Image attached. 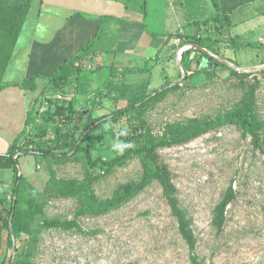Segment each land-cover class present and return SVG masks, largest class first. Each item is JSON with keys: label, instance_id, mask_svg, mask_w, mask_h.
Masks as SVG:
<instances>
[{"label": "rangeland", "instance_id": "374dc122", "mask_svg": "<svg viewBox=\"0 0 264 264\" xmlns=\"http://www.w3.org/2000/svg\"><path fill=\"white\" fill-rule=\"evenodd\" d=\"M211 23L201 25L198 36L175 33L167 38L172 65L167 64L171 78L166 83H177L176 88L153 100L142 113L132 111L94 131L81 143L80 151L71 146L84 131L78 115L74 123L58 130L41 118L27 126L20 143L38 149L36 142L41 141V153L18 158L23 180L16 195V212L21 220L18 227L5 232L7 262L18 256L15 246L21 249L33 237L32 255L24 264H195V260L199 264H264V142L257 146L249 129L239 121L225 120L253 81L252 76L241 78L234 71L256 75L252 100L257 117L264 120V73L259 72L264 68V53L256 45L254 50L234 48L225 23L221 34L224 46L217 47L213 42L217 24ZM195 43L212 55L213 67L200 68L201 53ZM189 49L192 51L187 54ZM221 62L229 63L232 69L216 64ZM187 67L200 72L185 78ZM92 74L96 76L85 71L78 83ZM102 108L96 115L109 113L113 107ZM90 109L83 106L80 111ZM195 118L220 122L198 136L157 150L158 161L168 166L180 204L192 221L195 245L191 248L178 231L158 181L144 177L145 155L131 153L112 166L91 167L84 149L89 147L93 158L112 159L123 151L122 137L139 148L140 133L161 135L167 123ZM48 151L68 155L44 154ZM57 182L74 184L81 190L61 196ZM229 191L234 198L218 232L212 223L214 210ZM41 193L44 198H39ZM6 198L7 202L15 198L12 187ZM37 199H41L40 212L35 211ZM88 202L91 207L86 209ZM66 217L75 218L81 231L44 226L45 220Z\"/></svg>", "mask_w": 264, "mask_h": 264}, {"label": "crops", "instance_id": "0c3cea01", "mask_svg": "<svg viewBox=\"0 0 264 264\" xmlns=\"http://www.w3.org/2000/svg\"><path fill=\"white\" fill-rule=\"evenodd\" d=\"M134 2L31 0L2 77L6 85L0 90V153L9 152L27 128V115L37 109L48 80L37 76L35 89L21 85L29 84L32 75L51 74L61 61L87 45L100 57L106 54L103 67L92 72L96 76L73 84L62 98L72 100L75 111L91 107L92 117L105 114L96 115L97 109L127 106L161 89L165 76L170 77L167 64L172 65L167 38L175 33L198 36L199 22L216 17L217 22L212 21L220 27L214 32L217 47L224 46L225 23L234 48L254 50L256 45L264 53V0L239 5L230 13L217 10L211 0ZM13 178V169H0V198L7 197Z\"/></svg>", "mask_w": 264, "mask_h": 264}, {"label": "trees", "instance_id": "16d2710c", "mask_svg": "<svg viewBox=\"0 0 264 264\" xmlns=\"http://www.w3.org/2000/svg\"><path fill=\"white\" fill-rule=\"evenodd\" d=\"M211 1L217 10L223 13H230L239 5H244L246 3L254 2L257 0ZM30 2L31 0H0V90L6 85L2 82L3 73L12 55L23 22L29 10ZM212 20L217 22V19L215 17L206 21L199 22L198 24L207 25ZM219 29L220 27L217 26L214 28L217 33L219 32ZM207 39L208 37L201 40ZM214 42L217 41L214 40ZM194 45L197 46L196 51L198 53H201L198 59V62L201 65L200 68L204 69L206 67H213V63L210 62L212 55L207 53V51H204L205 48L202 45H199L198 43H195ZM191 51L192 50L189 49L186 51V53L190 54ZM184 57L185 52L183 53L182 59H184ZM204 60L205 62L203 63ZM216 64L218 66L221 65L228 69H232L230 64L227 62ZM101 67H103V64L100 59V53L92 50L87 45L81 48L71 57H68L61 61L51 74L32 75L30 77L29 84H23L21 85V87L35 89V79L37 78V76L46 78L48 80V84L45 92L39 100L37 109L28 113L26 125L28 126L32 121L41 118L46 123L52 122L58 130L62 125L74 123V116L78 115V120L83 122L82 124L84 131L80 133L75 142L71 143V146L75 147L76 151H80L82 149L81 143L94 131L100 129L107 123L116 122L119 117L127 116L132 111L136 113H142L143 110L153 100L163 97V95L167 94L169 91H172L178 86L177 83L173 86H170V83H165L161 87V89L154 90L153 92L145 95L140 100L134 101L127 106L114 109L109 113L102 114L98 117H92V115L90 114L92 112L91 109L87 113H84L83 111H75L73 101H66V99L62 97L65 95V93H67V91L73 84L79 82L81 75L85 71L93 72L94 70L100 69ZM184 71V77L190 78L196 73H199L200 69L192 70L187 67ZM234 72L241 78H250V76H252L251 78H253V81L251 84H249L250 86L248 90L245 91L242 101L237 104L236 108L232 112H230L229 117H227L225 120L239 121L243 127L251 131V133L255 137V143L257 144V146H259L261 141L264 142V138L262 139L261 137L262 135L264 137V120L257 117L252 100V95L254 93L253 82L255 81V79L257 80V78L255 77L256 75H254V73L250 71H243L238 73L237 71ZM259 72L264 73V68H260ZM165 79H167L166 76ZM234 118H236V120ZM218 122L220 121L207 123L206 121L197 118L190 119L185 123L170 122L166 124L165 129L161 135H154L149 132H145L143 134L140 133V136H142V143L139 148H133L130 144L129 138L122 137L123 151L122 153L115 154L112 159H105L101 156L93 158L89 147H86L84 149L86 160L91 167H103L104 165L112 166L128 157L131 153H139L145 155L146 160L143 162V172L145 179H156L158 181L159 185L162 188L163 197L168 203L172 215L177 220L179 233L186 241V243L191 248H193V246L195 245V238L193 236L191 228L192 221L188 216L186 210L180 204V200L177 195V188L172 180L171 172L168 166L166 164H161L158 161L157 150L161 147L178 144L195 136H198L199 134L206 131L210 126ZM22 133L15 138V140L11 144V149L9 152L0 153V169H13L14 171V178L11 187L12 193L13 195H15V198L10 202H7L6 197L0 198V264H24L26 258L32 255V251L34 248V239L33 237H29L27 242L25 243V246H22L21 249L19 246H15V250L17 251L18 256L12 258L8 262L5 259V232H7V230H9L10 228L14 229L16 226L18 227L21 220L20 215L16 212V195L19 191L20 184L23 179V175L20 172V168L18 167V158L21 154H36L40 152L38 150L40 148L41 141L36 142V144L38 145V149H34L33 147H26L27 143H20V137ZM42 134L44 135V133ZM66 146H68V142L66 143ZM44 154L51 156L68 155V153L65 152L55 153L52 151H48L47 153L44 152ZM54 183H56L55 180ZM56 186L58 190L57 192L61 196L76 194L81 190L80 186H75L74 184L66 186L65 184L59 185V182H57ZM86 193L87 192L85 191V194ZM39 198H44L43 193L40 194ZM233 198V191L226 192L223 194L222 198L215 207L212 223L216 227L218 232L223 228L226 207L233 200ZM86 199L89 200V198ZM120 200L121 199H119V201ZM90 207L91 203L88 202L85 205V208L88 209ZM41 209V199H37L35 211L40 212ZM88 211L91 212L92 209H89ZM44 226L47 228H61L64 230L73 229L81 231L79 223L73 217H66L63 220H45ZM195 264H199L198 261L195 260Z\"/></svg>", "mask_w": 264, "mask_h": 264}]
</instances>
